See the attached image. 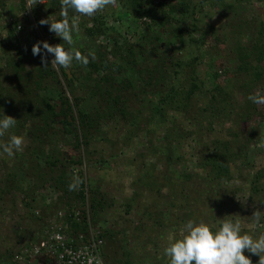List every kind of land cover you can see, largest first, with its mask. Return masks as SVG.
Segmentation results:
<instances>
[{"label": "trees", "instance_id": "16d2710c", "mask_svg": "<svg viewBox=\"0 0 264 264\" xmlns=\"http://www.w3.org/2000/svg\"><path fill=\"white\" fill-rule=\"evenodd\" d=\"M5 1L0 0V8L5 6ZM233 1L232 4L229 0H117L109 13L111 25L108 14L103 11L91 19L80 16V32L76 36L84 45L77 50L84 55L94 53L96 59L90 60L87 67L73 62L67 69L70 79L67 70H55L50 61L47 66L40 61L28 69L23 60L28 53L19 43L12 41L16 42L14 33L20 26L16 22L10 23L7 31L11 39H6L3 45L8 59L4 66L7 80L0 79V119L3 115L13 114L17 120L13 128L17 131L13 130L12 135L18 133L28 144L24 154L15 156L19 165L17 169L19 176L29 179L32 185L30 190H24L25 180L12 172L7 174L4 165H0V220L4 214H16L23 208L33 216V223L39 228L48 225V220L57 211L65 210L67 217L77 207L80 223L72 222L71 229L85 232L87 205L89 221L102 230L105 264H140V260L135 256L132 259L130 251L126 250L130 238L135 247H148L150 255L145 262L170 264L169 258L159 256L157 239L164 238L167 228L174 223L177 226H184L189 220L198 223L190 214L191 207L197 209L208 205L211 214L207 224L215 231L220 226L218 220L234 219L236 217L232 215H238L244 209L243 204L235 199L240 189L227 187L232 181H248L250 199L262 202L264 169L258 168L250 180L239 171L236 176L232 174L233 164L243 154L250 153L251 145L256 146L258 140L251 132L249 135L234 131L232 141L209 135L214 123L222 118L235 124H249L260 115L258 104L249 97L264 96V21L257 13L248 16L246 9L252 1L264 3V0ZM20 2L24 14L25 2ZM60 3L61 0H47L44 5L37 3L30 8L33 23L57 44L63 42L49 32L48 25L41 26L39 22L60 20ZM202 4L215 8L211 22L197 17ZM77 15L70 12V22ZM24 20L32 33V23L27 16ZM125 23L129 27H125ZM187 23H191L190 30L184 28ZM130 26L134 27L133 35L140 31L137 39L133 36L134 43L128 41ZM124 27L125 31H120ZM197 44L204 46V51H215L222 60L232 58L236 61L237 66L231 72L221 67L222 62L216 64L221 73L213 75L215 80L220 75H229L231 84H217L206 91L197 72L198 58L191 56L185 60L186 57H177L170 50L185 45L195 52L199 48ZM255 88L258 93L254 95ZM66 90L72 95V104L65 95ZM203 97L208 99L202 104L200 99ZM236 98L241 99L239 105ZM143 112L147 114L142 115ZM169 114L183 116L178 125L175 120L173 125L177 126L175 130H182L184 138L187 137L184 128L192 127L187 132L195 136L200 147L195 159L199 173H189L184 169L183 157L174 155L173 142L178 141L179 131H174L173 136L166 133L156 140L161 145L158 148L151 145L155 138H147V149L139 142L137 155L132 159L137 179L131 186L132 196L126 199L125 213L129 214L134 210L133 206H138L135 201L142 195H147L149 201L144 208L136 207L140 225L134 227V233L129 236L124 227L108 226L113 208L111 194L94 184L87 185L81 173H73L74 167L81 166L83 154L88 153L91 144L100 136L102 124L119 119L118 122L132 131L143 125L164 124ZM61 117L63 120L58 121ZM205 124L207 133L204 135L201 126ZM153 134L151 129L149 135ZM129 141L130 132L121 144L128 146ZM59 145L68 147L77 157L73 159L59 151ZM147 157L152 158V163L145 161ZM252 161L250 157L244 159L249 170H252ZM156 165L163 168L158 176L153 172ZM73 179L78 184L77 189ZM193 180L196 188L192 187ZM134 187L147 194H142V190L137 193ZM45 191L52 193L54 199L38 208L36 194ZM173 213L180 215L175 217ZM0 230L3 233L1 227ZM141 235L146 238L141 240ZM3 241L9 248L0 254V264H8L25 241L10 236L8 232H4Z\"/></svg>", "mask_w": 264, "mask_h": 264}, {"label": "rangeland", "instance_id": "374dc122", "mask_svg": "<svg viewBox=\"0 0 264 264\" xmlns=\"http://www.w3.org/2000/svg\"><path fill=\"white\" fill-rule=\"evenodd\" d=\"M21 0H6L5 6L3 8H0V79L2 78L3 82H6L5 80V72H4V66L5 62L7 61L8 55L4 54L3 45L6 44V39H11L8 36V28L9 24L16 22L20 28H16L15 36L17 37L16 42L19 43L23 49L28 53L24 57V64L25 66L30 69L33 65L39 64L41 61L40 56H33L32 54V47L34 44H36L38 41H46L51 46L58 45L56 41L51 40L49 37H47L38 25L33 23V20L30 18V8L33 7L35 4L44 5L47 0H23L25 2L26 12L23 14V10L20 9L21 6ZM233 4V0H229ZM111 8L108 7L103 11V14H108V21L109 25L112 22L110 19L109 13ZM2 9V10H1ZM247 15L251 16L253 13L254 15L257 13L261 20L264 21V3H260L257 1H252L247 5ZM216 10L209 4H202L198 8L197 17L203 20L204 22H211L213 19V16L215 15ZM27 16L30 22L32 23V33L30 32L28 23L24 20V17ZM29 22V21H28ZM125 27H129L128 23L123 24ZM125 27L121 29L120 31L124 32ZM191 23H187L184 25V28L187 30H190ZM122 28V27H121ZM130 35H128V41L129 42H135V39L139 36V32L132 34L134 32V27L130 26ZM142 34V33H141ZM134 36V37H133ZM184 39L187 41L188 37L187 35L184 36ZM103 41V40H101ZM61 42H63L61 40ZM84 43L80 38H78L76 35H74V45H64L66 48L71 47L73 51L77 49H81L83 47ZM199 46L198 50L195 49V52L193 51V48L187 47L185 45L183 46H175L173 49L170 48V50H173V53L177 57H186L185 60H187L188 57H197V72L199 74V77L201 81L204 83V87L206 91H209L211 88H213L215 85L220 84L222 86L226 84H231L230 82V76L227 75H220V77L215 80L213 78V75L215 73L219 74L221 73L219 69H216L218 66L216 64H221V67L226 69L227 72H231L233 69L236 68L237 63L235 60L226 59L222 60V58H219L215 51H204L205 47L200 46V44H197ZM198 52V53H197ZM52 60V55L47 54L46 55V61ZM213 65V66H212ZM54 67V66H53ZM55 70H57L56 67H54ZM219 72V73H218ZM254 95L258 93V88H255L253 91ZM65 95L70 100V103H73L72 95L66 90ZM237 97V96H236ZM204 98V97H203ZM200 99L202 104L206 103L208 98ZM240 98V97H239ZM236 98V102L239 105L241 102V99ZM152 100L155 101V99L152 98ZM264 104H258V110L260 112V115L257 117H254L252 121L249 124H242V123H234L232 120H225V118H222L218 123H214L212 128V134H209L210 137L216 138V139H226L232 141L233 138L231 137V134L235 132H243V133H249L253 134V138H256L258 140V144L256 146L251 145L250 153L243 154L232 166V174L238 175V171L241 175L248 178V180L252 179L253 172H255L258 168L264 169ZM75 113V112H73ZM147 114V113H146ZM145 112L142 113V115H146ZM74 115V114H73ZM11 118H14L13 114L8 115ZM167 120L164 122V124H154L151 126H142L139 129H133L132 131L129 129V127L125 126L121 122H118L119 119H116L114 121H111L107 124H102L100 126L101 134L97 138V140L91 144L89 147L88 153L85 151L83 154L81 166L74 167L73 173H81L84 179V182L88 184H94L95 186L101 187L103 190L108 191V193L111 194V197L113 199V208L110 210L112 215L109 217V223L108 226L115 229H122L123 227L127 229V233L130 236L132 234L133 228L137 227V225H140V218L136 212V207L138 208H144L146 204H148L149 198H147V193H145L142 189L134 187V191L137 193H140L142 190V194H145L146 196L142 195L140 200H136L138 206H133L134 210H131L129 214L125 213L124 205L126 204V199L129 200L128 197L132 196V188L131 186L134 184L135 180L137 179L136 176V169L134 164L132 163V159H134L137 155L136 148L138 147V143L140 142L144 147V149H147L149 147V144L147 143V138L151 137V139H154L153 143L151 145H155L158 147L159 142L156 140L163 137L166 133H171L173 136L175 130V126L178 125L182 119L183 116L180 114H169V116L166 117ZM175 118V119H174ZM234 119V117H233ZM63 120V119H62ZM61 119L59 121H62ZM176 121V125H173V121ZM186 122V121H185ZM189 125V124H188ZM177 127V126H176ZM192 127L186 126L184 129H186L187 137H183L184 133H182V130H177L178 132V141L173 142V149L175 148L176 151L174 152V155H179L180 157H183L185 164L184 169H186L189 173L192 174H198V170L195 168L196 165V155H199L200 147L198 142L195 139V136L192 134H188L187 131H189ZM154 131V134L152 136L149 135L150 130ZM14 129H10L8 133L5 134L4 137H0V143H7L12 135V131ZM196 130V128L193 130V132ZM201 130L203 131V134L205 135L207 133V125L201 126ZM17 131V130H14ZM206 131V132H205ZM19 132V131H18ZM129 132L131 133V141H129L128 146H125L124 144H121L122 140H125V138L128 136ZM182 134V135H181ZM202 134V135H203ZM188 135H190L188 137ZM18 136V133H17ZM177 137V135H175ZM198 136V135H197ZM200 137V136H198ZM159 141V140H158ZM27 141L25 140L24 150L22 152H17L16 155H22L25 152V149L27 147ZM142 148V149H143ZM232 150H234V147L231 146ZM59 151H62L66 153L68 156L75 159L76 154L71 152L68 147H63L62 145L58 147ZM9 158L6 155H0V165L3 164L5 168V172L7 174H10L12 172L14 175L19 176L20 172L18 171L17 167L19 166L17 163L16 157ZM246 157L253 158V164H252V170L247 169L244 159ZM152 160L151 157L146 158V162H150ZM152 169V168H151ZM153 172L156 176H158L161 172H163V168L160 165H156L153 168ZM4 173V175L6 174ZM19 178V179H20ZM3 179V177H2ZM24 179L26 184L23 187L24 190H28L29 186L32 182H29V179L27 178H21ZM193 188L197 187V184L193 180ZM32 185V184H31ZM31 187V186H30ZM75 187L77 189L78 184L75 181ZM228 189H240L238 194L235 196V199L237 201H240V203L243 204V210H240V213L238 216H240L242 219H246L247 222L243 224V233L251 234L253 237H258L260 234H264V227H257L253 222L248 219L252 217L253 212L255 211H261L264 212V193L262 195V202H258L256 198L251 197V192L249 189V183L248 181H232L229 186H227ZM30 190V189H29ZM195 195L194 193L191 194V197L193 198ZM53 200L54 195L49 192H40L36 194V207L40 208L43 203L47 200ZM137 208V209H138ZM158 208H160L158 204ZM201 208V209H200ZM24 213H27V218H24ZM32 214V213H31ZM173 216H179L178 213H173ZM178 214V215H177ZM190 214L193 219L199 221V222H206L208 223V218L211 214V209L208 205L199 206L197 209L192 208L190 209ZM176 218H173V221H175ZM198 222V223H199ZM146 224V223H144ZM14 226V229L12 230L11 227ZM0 227L4 230L3 233L0 230V254H4V251H6L9 246H7L4 241L2 242V238L4 235V232H8V234L11 236H15L18 240L20 238H23V241L29 240V238L35 234L38 231L37 224L33 223V216L29 215V212H26L25 209L20 208V210L16 214L6 213L3 215L2 219L0 220ZM186 235V232L184 231V226L182 225H170L166 232L164 238L157 239V249L159 256L163 255L164 258H167L164 256V249L168 246H170L172 243H174L176 240L182 239ZM146 238V236L141 235V240ZM137 244V243H136ZM150 246L152 244L150 243ZM149 246V247H150ZM107 247V246H106ZM155 248L154 246H152ZM148 247H145V249H140L138 245L136 247L134 246V243L132 242V239H128V244H126V250L130 251L131 258L135 256L136 259L140 260V264H150L149 262H145L147 260V256L150 255L148 250L146 249ZM149 257V256H148ZM252 262L254 264L258 263V259L253 256L251 258ZM148 261V260H147Z\"/></svg>", "mask_w": 264, "mask_h": 264}, {"label": "clouds", "instance_id": "9594fccd", "mask_svg": "<svg viewBox=\"0 0 264 264\" xmlns=\"http://www.w3.org/2000/svg\"><path fill=\"white\" fill-rule=\"evenodd\" d=\"M116 3L117 0H61V19L52 22L46 19L39 23L41 26L48 25L49 32L54 33L63 43L51 46L46 41H38L31 49L33 56H40L41 63L47 66L46 55L51 54L54 58L50 64L58 69L67 70L73 62L87 67L90 60L96 59L94 53L84 55L64 45H74V35L80 32V16L91 19ZM70 12L78 14L71 22ZM249 99L253 103L264 104V96H250ZM16 124V119L3 115L0 119V137H4ZM24 145L23 136L13 135L7 143H0V155L12 158L17 152L24 150ZM232 216L236 218L218 220L220 226L215 231L207 223L189 220L184 225L186 235L166 247L164 256L170 259V264H252L253 256L258 259V264H264V234L254 238L251 234L243 233L242 226L247 220L238 215ZM248 219L258 228L264 227V212L255 211ZM92 259L95 264H103L102 258Z\"/></svg>", "mask_w": 264, "mask_h": 264}, {"label": "built area", "instance_id": "2783aa9c", "mask_svg": "<svg viewBox=\"0 0 264 264\" xmlns=\"http://www.w3.org/2000/svg\"><path fill=\"white\" fill-rule=\"evenodd\" d=\"M87 230L73 232L72 222L80 223V210L73 208L70 214L57 211L48 220V225L38 228L33 238L25 241L8 264H95L92 258H102L105 242L102 230L89 221L85 206Z\"/></svg>", "mask_w": 264, "mask_h": 264}, {"label": "water", "instance_id": "95a60500", "mask_svg": "<svg viewBox=\"0 0 264 264\" xmlns=\"http://www.w3.org/2000/svg\"><path fill=\"white\" fill-rule=\"evenodd\" d=\"M66 74L68 75V78L70 79L71 78V75H70V73H69V71L67 70L66 71ZM57 112H59V107L57 108ZM62 120L63 118L61 117V118H58L57 120L59 121V120ZM75 183V181H73V184Z\"/></svg>", "mask_w": 264, "mask_h": 264}, {"label": "crops", "instance_id": "0c3cea01", "mask_svg": "<svg viewBox=\"0 0 264 264\" xmlns=\"http://www.w3.org/2000/svg\"><path fill=\"white\" fill-rule=\"evenodd\" d=\"M74 181V180H73ZM75 185V184H74Z\"/></svg>", "mask_w": 264, "mask_h": 264}]
</instances>
